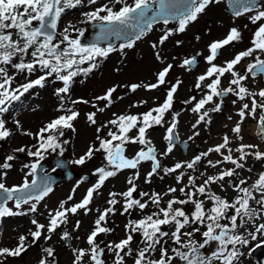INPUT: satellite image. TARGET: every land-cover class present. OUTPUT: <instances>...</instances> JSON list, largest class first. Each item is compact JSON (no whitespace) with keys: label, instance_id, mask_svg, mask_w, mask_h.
<instances>
[{"label":"snow or ice","instance_id":"obj_1","mask_svg":"<svg viewBox=\"0 0 264 264\" xmlns=\"http://www.w3.org/2000/svg\"><path fill=\"white\" fill-rule=\"evenodd\" d=\"M92 10L82 13L81 24H91L98 31L95 41L90 44L82 42L85 30L78 28L71 22L58 33V24L62 16L71 9L83 6L85 0H0V142L7 141L12 131L6 126L3 118L8 113L12 104L36 87H43L49 77H54L62 82L63 86L56 89V95L61 104L57 108L62 114L56 116L44 124L35 134L23 132L25 136L32 137L35 143L30 146H21L12 149L13 154H8L0 162V219L14 216H24L36 213L38 205L53 192L52 180L45 171L38 178V169L41 161L45 160L49 153L63 156L65 145L69 140L63 139L65 132L77 131L74 122L79 118V111L74 107H65V97L69 95L71 85L77 76H87L99 67V62L109 57L113 52L132 49L137 41L142 40L154 28L157 23L167 26L170 22H176L175 29L163 30L156 43H152V49L165 45L169 39L178 33H185L188 27L197 22L212 5L226 2L234 19L247 17L248 21L255 25V31L250 39V46L237 52L232 59L224 61L222 65L215 63L220 52L227 46L238 43L243 39L238 27L229 28L226 36L220 40H214L208 44V55L204 58L208 64L206 72L196 79L195 88L201 91L202 97L195 96L184 101L193 105L191 112L197 114L196 122L192 125L195 130L201 123H210L206 118L209 112H221L223 97L232 95L235 99L232 103L243 102L236 113L239 119L231 132L241 143L235 148L231 147L232 140L227 134L222 142L201 152L189 161L176 162L171 167H162L156 149L151 141L146 138L147 130L155 125L165 124L166 114L173 107L174 96L182 81L177 79L167 89L162 103L139 114L113 113V119L95 128V144L89 145L86 152L78 159L72 161L75 165H84L91 160L96 153H102L104 166L97 167L94 175L96 182L86 190L83 198L69 205L73 195L66 200H61L56 209L47 213V224L32 219L34 230L30 229L28 235H20L15 247H0V264H6L7 258L22 257L29 249V237L31 245H36L43 239L50 241L58 229L69 224L70 216H76L81 210L88 215L92 209L90 205L95 196L105 185V182L118 173L125 170H136L133 176L127 179V190L123 192H110L107 200L108 207L97 209L98 216L93 222L91 231L86 236V248L72 247L69 243L73 239V232L81 227V221L76 220L73 232L67 230L60 234V240L64 241L71 249L72 264H106V253L113 254V264H127V257H131L133 264H174L178 258L183 264H236L242 255L239 246L248 244V239L241 230H247L249 224L254 231L249 235L253 240L257 234H264V171L257 174L249 184L248 178H239L241 171L251 173L252 168L246 167L248 158L264 162V151L259 150V145L243 143L242 127L246 118L257 119V135L264 141V87L252 91L246 82L251 78L264 79V0H86ZM247 27V25H245ZM75 33V35H73ZM62 36L60 42H56L57 36ZM124 41L119 47L109 43L107 47L101 46V42L111 38ZM200 39L199 36L196 37ZM176 45L182 41L176 40ZM196 53L180 63L182 68H190L196 64ZM155 58L163 63L159 51L155 52ZM175 59V57H173ZM245 59H250L244 68V72L237 71V66ZM173 64L167 63L156 73V82L149 84L133 83L127 85V89L136 92L143 88L153 91L162 85L168 84L167 77ZM9 69L14 70L12 73ZM42 74L36 79H28L27 82L14 85L16 75L26 74L31 76L35 72ZM228 79V86L222 87V78ZM118 86L107 88L103 95L94 98L97 102H104L103 107L92 103L95 109L86 114L90 125L97 124V113H103L113 103V95ZM206 89V91H205ZM250 101V102H248ZM71 105L88 104V100H71ZM146 101L133 104L139 107ZM214 104L211 109L206 105ZM176 113L172 114V122L166 128L164 140L166 149L159 156H168L175 147V129L178 125ZM232 119L231 116L228 117ZM17 129L22 126L15 121ZM108 128L107 137L100 133ZM135 130V135H132ZM199 132L193 131L188 139L198 136ZM140 145V149L129 157L126 146ZM19 153H25L30 162L23 164V182L7 186L8 170L13 168V162ZM211 153L218 154L221 158L213 161L207 159ZM234 153L238 155H234ZM207 159V167L219 169L215 174L208 175L201 172L200 176L187 175V183L184 184L186 173L184 169L195 172L197 166ZM151 162V170L144 177L145 183H151L154 176H175L177 185L181 187H169L163 194L158 192H138L136 180L140 178L139 167L143 162ZM224 164L232 167L222 168ZM56 167H62L57 163ZM56 169L54 168L53 171ZM31 177V180H29ZM202 179V183L198 180ZM80 182L72 189L74 194ZM217 185L221 191L231 188L236 193L235 197L228 200L212 190ZM179 192L180 196L175 194ZM170 197L164 201V197ZM123 201L120 215L129 217L136 210L142 214L138 219H129L124 225L125 236L118 242H109L103 247L98 238L107 235L112 229L107 226L110 215L116 214V205ZM12 204L10 207L9 204ZM27 205V210L24 206ZM163 205V206H162ZM191 205V209L185 206ZM153 210L149 213V207ZM15 209V210H14ZM199 235L201 241L195 237ZM136 236L140 237V245L133 252L132 245ZM79 240L80 237L76 236ZM171 241L172 255H169L168 242ZM211 249L210 255L202 254V249ZM45 256L41 257L38 264H58L56 250L52 247L42 248Z\"/></svg>","mask_w":264,"mask_h":264},{"label":"rangeland","instance_id":"obj_2","mask_svg":"<svg viewBox=\"0 0 264 264\" xmlns=\"http://www.w3.org/2000/svg\"><path fill=\"white\" fill-rule=\"evenodd\" d=\"M102 2H106V0H102ZM129 2H131V0H129ZM90 10H92V7L87 4L86 0L83 6L69 10L62 16L58 24V31L62 32L69 22L78 28L84 27V30L87 29V24H81L79 21L84 19L82 13ZM208 19L211 21H208ZM230 24L240 29L243 39L238 43L225 47L220 52L215 63L222 65L224 61L234 56L236 50L239 48L245 49L249 45L252 33L256 27L248 21L247 17L234 19L231 12L226 7V2L210 6L207 11L199 17L197 22L188 27L185 33L173 35L169 41L165 43V45L159 46L158 49L154 50L152 49L151 44L158 41V38L162 35L163 30L167 28L175 29L177 26L175 22H170L167 26L162 23H157L154 25L153 30L142 40L137 41L132 49H125L123 54H121L120 51L113 52L108 58L101 60L99 62V67L92 73L87 76L81 75L74 78L70 88V93L65 97V107H74L75 110L79 111L80 116L74 122L77 131L75 133L70 130L65 132L63 139L69 140V143L65 145L66 151L63 157L66 158L73 168L79 172V175L77 174V176L71 178L70 180L57 183L53 187V192L38 205V211L36 213L1 219L0 247H15L18 243V237L20 235H28L30 229L34 230V226L31 224V220L34 218L40 223L47 224L48 211L56 209L59 202L61 200H66L69 195H73V200L69 202V205L79 202L83 198L86 190L97 180V176L93 174L95 169L97 167L104 166L105 164L103 154L96 153L95 156L84 165H75L72 161L83 155L89 145L95 144L98 146V142L95 140V128L100 127L108 120L113 119V113H116L117 115L139 114L146 112L150 108L156 107L163 102L162 99L165 97V91L162 90V88L164 85H162L160 89L158 88L153 91H146L145 89L140 88L134 93L129 91L125 86L130 83L149 84L151 82H156V73L167 63L173 64L174 67L167 77L169 83L165 85L168 87L170 83H175L177 79L182 81V83L174 96L172 109L166 114L165 124L163 126L155 125L149 128L146 133V138L151 141L152 146L156 149L158 158L162 160V167H169L167 165L168 163L172 166L176 162L189 161L191 160V156L201 150L202 145L204 148L206 145L214 142L215 138H209L206 140L204 138V132L199 133V135L192 142V145L186 150H182V148L176 144L171 154L163 157L159 156V154L162 153L167 146L164 136L166 134L168 124L172 122L173 113L178 114V125L176 129L181 137H188V135L193 131L192 125L194 124V117H197V114L191 112V107L193 105L185 104L184 101L188 100L192 96H195L198 100L203 94L195 88V83L197 77L203 74L208 66L204 59L208 55L207 46L214 40L223 39L228 32L227 29ZM245 25H247V27H245ZM73 35H75V33H73ZM197 36L200 37L199 40L196 39ZM176 40L182 41V44L177 46L175 43ZM101 46L107 47L105 45ZM114 47L118 48L119 45H115ZM156 51L160 52V55L163 58V63L155 58ZM196 53H201L202 59L198 62L199 64L196 63L195 66H191L190 68L180 67V63L185 58L191 57ZM173 57H175V59H173ZM13 71L14 70L9 69L10 73ZM41 74V72L37 71L29 77L26 74L18 73L13 86L25 83L28 79H36L37 76ZM226 81L227 80L224 82ZM62 86V82L56 80L54 77H49L43 87L31 89L28 93H25L19 101L12 104L9 112L4 114L3 118L6 121V126L12 131L13 135L7 141L0 142V162L3 161V158L6 155L13 154L12 149L21 146H30L35 143V140L32 139V137L23 135V132L27 131L35 134L44 124L62 114L57 111V108L61 104V100L55 94L56 89ZM111 86H118L117 91L113 95L112 105L109 108H106L103 113H97V124L95 126L90 125L87 121L86 114L95 111L92 107V103H96L99 107L104 106V102H97L94 98L98 95H103L107 88ZM79 99L88 100L89 103L71 105V100ZM140 101H146V103L140 105L139 107L131 106L133 104H139ZM181 106H183V109ZM17 120L22 126L20 129H17L16 127L15 121ZM212 124L217 126V121L212 120ZM213 129L216 131L217 135H219L217 129ZM107 131L108 128H104L100 135L106 138ZM135 134L134 130L132 135ZM140 147V145L129 144L126 146V154L131 157L140 149ZM16 155L17 159L13 162V168L8 170L7 179L5 181L7 186L23 182L24 172L27 170L23 169L22 166L23 164L30 162V158L25 153H19ZM54 155L57 154H47L45 159H49ZM206 165L207 161L205 159L197 166V170L195 172L185 168L184 172L186 173V176L183 183H187V175H196L199 177L201 172H205L209 175L213 172L215 174L219 171V169H211ZM48 167L50 170L55 168V166L51 163ZM150 170V161L143 162L139 167L140 178L135 181L138 186V192L135 194L137 198H139L138 193L140 191L149 193L158 192L163 194L169 187L178 188L182 186L176 184L174 175L166 176L163 180H161L160 176H163L162 171L160 172V176H154L152 178L151 183H145L144 177ZM58 171L59 170L56 169L54 172ZM135 171L136 170L131 169L125 170L118 173L116 177H112L107 180L105 185L99 190L98 195L95 196L94 202L90 205L92 211L88 215H84L83 210H81L78 215L70 216L69 224L58 229L57 233L52 235L50 241L41 239L38 244L31 245L29 237L28 251L23 254L22 257L7 258L6 264H38L39 259L45 256L42 252V248L44 247H52L56 250V260L58 264H72L73 257L71 249L64 241L60 240V234L65 230L73 232L75 221L77 219L80 220L81 227L78 231L73 232V239L69 243L72 247L86 248V236L91 231L93 222L98 216L97 209L103 210L108 207L107 200L110 198V192H123L127 190V187L129 186L127 184V179L130 176H133ZM84 173H86V179L83 180V183L79 184V187L76 188V191L73 194L72 189L82 180V178H84L82 177V174ZM240 176L242 178L250 177V179L253 177L252 174H247L244 171L240 172ZM202 179L203 178L198 180V183H202ZM212 190L226 196L224 198L228 200H231L236 195L231 188H228L227 191H221L217 185H213ZM175 195L179 197L180 193L177 192ZM169 198L170 197L165 196L164 201L166 202ZM122 204L123 201L121 198V204L116 205V214L108 217L107 226L112 229V232L107 235L102 234L98 238V242H102V247L109 242H118L120 239L124 238V225L127 221L130 218L138 219L142 215L139 210H136L131 217L127 214L120 215V212L122 211ZM9 206H12L11 202ZM27 207V205L24 206L25 211L27 210ZM185 207L191 209V205H187ZM152 210L153 208L150 206L146 211L150 213ZM257 223H264V220L257 221ZM252 231H254V229L251 224L247 226V230L242 231V234L249 242L247 245L243 246V253L239 257L237 264H264V247H260L258 249L255 248L259 246L258 244L264 243V234H257L256 239L253 240L249 235ZM76 236H79L80 239H75ZM195 239L197 241H201V237L199 235H197ZM138 246H141L140 237L136 236L135 242L132 245L133 252L137 250ZM173 246L174 245H172L171 241H169V254L172 253L171 247ZM206 250L211 252L210 248ZM113 259V254L106 253V264H113ZM126 260L127 264H133L131 257H127Z\"/></svg>","mask_w":264,"mask_h":264},{"label":"flooded vegetation","instance_id":"obj_3","mask_svg":"<svg viewBox=\"0 0 264 264\" xmlns=\"http://www.w3.org/2000/svg\"><path fill=\"white\" fill-rule=\"evenodd\" d=\"M226 7H227V5H226ZM208 21H211V20L208 19ZM231 27H234V25L230 24L228 26L227 30H229V28H231ZM249 46H250V43H249V45L247 47H249ZM245 49H242V48L240 49L239 48L238 50H236L234 55L237 52L245 50ZM233 57H231L229 59H232ZM187 58H190V57H187ZM249 62H250V59H245V61H243L240 65L237 66L236 70L241 72V73H243L244 72V68L246 67L247 63H249ZM207 67H206V70H207ZM230 78H231L230 76L227 77V78H222V87H227L228 86V79H230ZM225 80H227V81L224 82ZM131 84H133V83H131ZM246 84L250 88V90L257 91L259 88L264 87V79L258 77L256 80H252L250 78L246 82ZM170 85H171V83L169 84L168 88L170 87ZM201 97H202V95H201ZM222 99H223V104H222V109L223 110L221 112H212V111H210L209 112V116L206 118L207 120H210V123H201L200 125H198L197 129L193 130V131H197L199 133H203L204 132V134H205L204 138L206 140L209 139V138H215L214 142H211L210 144L206 145L204 148H203V145H202L201 150H199L195 155H197V154H199L201 152L207 151L208 148L213 147V146L221 143L222 142V138H223V136L225 134H227L229 136V138L233 142L231 147L235 148L236 146L239 145V143H241V141H239V140H237L235 138V134H233L231 132V128L235 126V122L239 119V117L236 115V113H237V111H238V109L240 107V104L243 103V102H237V104L234 105L232 103V101L235 99V97L232 96V95H228L226 97H223ZM248 102H250V101H248ZM181 107L183 109V106H181ZM212 107H214V104L206 105V108H208V109H211ZM229 116L232 117L231 120L228 119ZM197 118L198 117H194V123H195ZM257 119H258V117L256 119L248 117V118H246L244 123L241 125V127H242V135L244 137L242 142L245 143V144H256V145H259V150L260 151H264L263 141L257 135ZM212 120H216L217 121V126H214L212 124ZM213 128L217 129V131L219 132V135H217L216 131ZM176 131H177V129H176ZM193 131L188 135V137H181L179 135L178 131H177V135H178V137H179V139L181 141V148H182V144H185V146H186L185 150L192 145V142L194 141V139L197 136L193 137V139H191V140H189L188 138L193 135ZM182 150H183V148H182ZM195 155H193V156H195ZM234 155H238V154L234 153ZM193 156H191L190 158H192ZM213 157H216V158H219V159L221 158L218 154H215V153H211L208 158H213ZM231 167H232V165H231ZM246 167H250V168L253 169V171L251 173H249L248 171L244 170L245 173L253 175V177L249 180V184H250L256 178V176H257V174L259 172L264 171V162L256 161L253 158H248V160L246 162ZM239 178H242V177L239 176Z\"/></svg>","mask_w":264,"mask_h":264},{"label":"water","instance_id":"obj_4","mask_svg":"<svg viewBox=\"0 0 264 264\" xmlns=\"http://www.w3.org/2000/svg\"><path fill=\"white\" fill-rule=\"evenodd\" d=\"M227 7H228V5H227ZM90 27H91V30L86 31L85 36L81 38L82 42L85 44L93 43L95 41L96 32L98 31V29H96L91 24H90ZM58 33H59V31H58ZM56 39H57V42H60L62 40V36L58 35ZM117 42L123 43L124 41L117 40L116 38L113 37L109 41L101 42V44L102 43H105V44L110 43L111 45H114ZM175 137H176V135H175ZM175 142H178V140L175 139ZM183 146H185V144H183ZM49 162L55 164V166H57V163H61L62 167H56V168L60 169L61 172L47 171L46 169L48 168ZM45 171L47 172L48 176L52 180V186L57 182L69 180V179H71L77 175V172L72 168L70 163L62 156H55V157L51 158L49 161H47V160L41 161L40 168L38 169V178H39V176H42ZM84 177H87V176H84ZM201 253L206 254V255H210V252H208L206 249H202ZM174 264H183V262L180 261L178 258H176Z\"/></svg>","mask_w":264,"mask_h":264},{"label":"trees","instance_id":"obj_5","mask_svg":"<svg viewBox=\"0 0 264 264\" xmlns=\"http://www.w3.org/2000/svg\"><path fill=\"white\" fill-rule=\"evenodd\" d=\"M167 89V86L166 85H164V87L162 88V90H166ZM50 154V153H49ZM52 154V153H51ZM54 154V153H53ZM239 250H240V252H242V250H243V246H239Z\"/></svg>","mask_w":264,"mask_h":264}]
</instances>
